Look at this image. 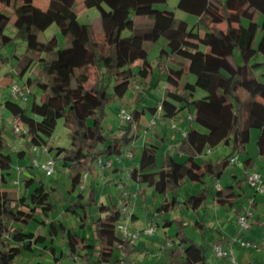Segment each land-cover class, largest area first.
<instances>
[{
	"label": "trees",
	"instance_id": "trees-1",
	"mask_svg": "<svg viewBox=\"0 0 264 264\" xmlns=\"http://www.w3.org/2000/svg\"><path fill=\"white\" fill-rule=\"evenodd\" d=\"M36 1L0 0L4 8L13 9L20 22L14 36L5 34L10 16L0 8V60L11 61L3 53L8 44L24 43L25 51L14 53L12 58L21 78L30 74L24 83L31 90L27 102L35 88L41 91L39 100L33 97L31 114L12 97L1 103L3 110L28 127V132L21 135L27 140L26 149L7 152L10 129L6 123L0 127V264H18L23 256L34 254L36 246L49 250L57 263L79 256L86 264H106L119 250L123 256L117 262H122L125 255L137 252L133 240L118 235L117 224L124 218L118 200L112 204L98 200L97 182L105 170L97 162L124 156L127 149L133 151L147 111L155 115L160 107L164 119L176 120L185 102L195 109L192 123L184 128L187 135L179 134L176 147L185 159L178 161L170 152L158 157L155 148L144 146L131 176L164 197L155 212L164 227L176 228L179 244L185 245L184 264H210L209 246L188 236L184 218L165 216L181 208L179 191L188 184H198L200 189L187 205L194 212L205 207L212 196L208 180L219 181L229 170L231 158L247 153L254 130L264 167V82L256 74L264 63L252 61L258 53L264 55V0H179V9L198 17L192 27L177 19L173 10L156 7L167 0H84L87 9L99 12L93 23L79 21L77 0H48L45 7ZM139 13L141 20L133 17ZM52 25L66 40L63 48L56 34L40 40V34ZM126 29L131 32L128 36L123 35ZM161 37L166 39V47L161 49L156 66L161 74L168 70L169 80L174 78L181 87L173 91L166 85L162 100L155 105L141 106L143 95H134L133 120L118 134H108L103 126L107 107L123 100L137 83L152 79L157 68L148 59L145 43ZM187 40L198 41L205 50L187 48ZM236 50L242 53L241 62L236 60ZM168 60L183 66H166ZM34 70L37 72L32 74ZM189 75L195 76L194 82L189 81ZM198 89L205 95L196 97ZM60 119L69 130L67 147L53 144ZM193 123L205 132L198 134ZM34 143L50 146L49 155L69 174L68 193L78 190L66 207L79 218L77 227L50 219L55 208L53 193L42 179L35 181L31 163L22 177L24 187H32L29 195H16L5 187L14 158H27ZM217 146L227 147L229 152L217 160L202 158L208 148ZM243 163V173L232 175L233 182L214 197L219 206L233 207L244 196L246 173L252 171L256 159L248 157ZM84 174L88 179L81 189ZM19 179L13 184L19 186ZM114 181L121 183L120 178ZM167 194L172 195L173 202L167 200ZM31 224L45 226L47 232H34ZM195 226L204 233V218H197ZM87 227L91 238L79 233V228ZM61 236L65 237L66 254L53 245Z\"/></svg>",
	"mask_w": 264,
	"mask_h": 264
},
{
	"label": "rangeland",
	"instance_id": "rangeland-1",
	"mask_svg": "<svg viewBox=\"0 0 264 264\" xmlns=\"http://www.w3.org/2000/svg\"><path fill=\"white\" fill-rule=\"evenodd\" d=\"M47 2L48 0H37L36 4L39 6L45 7L47 5ZM178 2L179 0H167V2L165 3L157 4L156 7L159 9L173 10L175 12V16L177 19L185 20L186 22H188L190 27H192L198 21V17L196 15L187 13L179 9L177 7ZM0 8L4 9L5 12L10 16V22L7 28L5 29V34L14 36L16 30L20 26V22L17 19L16 15L13 13V9L11 7L4 8V6L0 3ZM76 11L78 13L79 21L83 23H93L99 16V12L96 8H90L87 10L85 9L84 0L76 1ZM133 17L138 19V18H141L142 16L139 13L137 15H133ZM201 32H203V30H201ZM54 34H56L59 37V41H60L59 46L63 48L66 44V40L64 36L58 31L56 25H52L44 33H41L40 40L45 41L49 39L51 36H53ZM130 34H131L130 30H127V29L124 30L123 32L124 36H128ZM258 38H259V34L257 36L255 43H257ZM145 46L148 50V59L152 63H154L157 69H155V74L152 76V79L149 80L147 84H145L142 87L143 93L141 95H143L142 97L143 99L141 102V106H144L145 104H148V105L158 104L162 100L164 92H166L164 87L169 83V88L172 90L175 88L174 85L176 84V80L174 78H171L169 80L168 70L165 69L164 73L161 74L159 71V67L156 66L161 49L163 47H166V39L161 37L155 42L145 43ZM186 46L191 47V48L194 47L195 49H199V50H205V46L200 44L196 40H187ZM25 49L26 47L24 43L20 41H15V42L8 44L3 50L4 55L11 58V61L4 60V59L1 60L3 63H1V67H0V77L1 78L4 77V78L2 80L0 79V106L2 102L12 97L10 95L11 84L15 81H18L19 84L23 85L26 82L28 76L30 75L29 73H27L25 76L21 78L19 76V73L16 70L15 60H13L12 58L14 53H18V54L23 53ZM235 56H236L237 62L242 61L241 51L236 50ZM252 61L253 62H264V55L261 53H258L257 55L254 56ZM165 64L166 66L168 65L173 68H181L183 66L181 64H177L176 62L169 61V60L168 62L165 61ZM36 72L37 70H34L32 74ZM256 74L259 77V79L264 82V64L257 69ZM189 81L194 82L195 76L189 75ZM143 84L144 83H142V85ZM134 95H135V91L133 90V88H131L127 92L123 100H117L116 102L110 104L107 107V110H106L107 115L104 119L103 126L105 127L106 132L108 134H118L120 132L121 127H125L129 124V121H123L120 118V110L122 106V107H125V109H127L129 112H132V110L136 107ZM204 95H205V92L202 89L197 90L196 97H202ZM40 96H41V91L38 88H35L34 95H32L29 102L20 101L22 105L27 109L28 114H31L30 106H31L33 97H36L37 100H39ZM187 107L190 108V112L194 109V107L190 105V103L185 102L183 105L180 106V110L182 112H185V111L189 112V108ZM149 118H150V114L147 111L141 120L143 131L141 130L139 132L140 135L138 137V140L140 141V139H142L143 137L144 138L147 137V140H145L146 144L144 146H150V147L152 146L153 148H155V150L157 151L158 157L161 156L162 153L170 152L175 155L178 161H183L185 157L182 155H179L177 151L175 150V146H172L175 144V140L178 137H175L173 142H171L170 144L169 143L167 144L168 140L172 139V135L174 134L172 132L173 130L169 128V125L171 122L166 120L164 125L160 123L157 125L156 127L157 129L162 130V132L165 131L164 138L166 140L164 141V143H160V141L156 138V136L151 134L150 132L151 130L148 132V134L144 133L145 131L144 129L149 123ZM4 121H5V117H4L3 111H0V127ZM193 125L197 127L198 134L205 132V129L202 128L201 126H198L195 123ZM8 127L10 131L7 136L8 146L6 148V151L16 153L17 151L21 149H26L25 148L26 146L25 142H27L26 138H24L21 135L14 134L12 132L11 126L8 125ZM257 135H258L257 131L254 130L251 142L247 146V153L240 155L241 156L240 159L244 160L248 157H254L256 159V164L252 170L259 171L260 173L264 175V167H263L261 159L258 157V152H257V145H256ZM52 139L54 141L53 144L55 146L67 147L70 144L69 130L65 126L63 119H60L58 121L56 130H55V133L53 134ZM196 139L197 138H195V140ZM27 152H28L27 158L25 159H19L16 157L14 158L12 173L9 176V183L5 186L7 189L14 191L16 195H25V196L29 195L32 189V187L29 189L24 187L23 185L24 178H22L24 177L23 175L24 172H26V170L29 169V164L31 163V157H32L31 151L30 152L27 151ZM226 152H228L227 147L217 146L212 149V152L207 151L206 155H204L202 158L206 157L212 160H217L220 157H222ZM139 154H137L134 160V163H136V165L133 163L124 162L123 164H121L120 168H117L116 172H120L121 174L119 177L121 183L119 185L117 183L114 186L111 185L112 182H110L111 180L109 181V175H105V178L102 179V182L97 184L99 185L98 200L101 202L103 201V202L112 204L118 199V196H120L121 193L125 191L128 193L127 198H126V206L128 207V212L131 214V216H133L134 213L138 215V218L140 220V222L138 223V226L143 227V225L147 221V223L149 222L151 225H156L158 229H161L163 225V222L161 221V219L156 218L153 220L152 219L148 220L147 215L145 213L147 212L146 209H150V210L154 209V205L162 201L163 197L155 193L152 188H148L146 192L145 190L143 191V187H142L143 183L141 182L140 178L138 177L134 178L131 176V171L134 169V167L137 166V162L139 161V158H140ZM52 155L54 154L52 153ZM31 172L33 173L35 177L34 178L35 181H37L38 178L42 179L44 183L47 185V188L50 189L53 193L52 199L55 202V205H54L55 208H54V211L50 215L51 219L60 220V221L67 222V223L70 222L71 226L77 227L79 223L78 221L79 218H77L76 216L72 217V215L68 214V212L66 211V207L73 201V199L76 197V194L78 192L77 190L73 194L68 193L67 190L69 188L70 178H69V174L67 170L64 167H62L60 163H57V172L53 176H46L41 170H38L36 168H34L33 171L31 170ZM18 177L19 178L21 177V179H19L21 181V184L19 186L13 184V181L17 180ZM228 182H229V178L227 177L226 180L223 181V184L226 185ZM199 189H200V186L198 184H194L192 186L188 184L179 191L181 197L185 196V199L183 201V207H184L183 211H184V214H186L187 219L189 218V222L192 221L194 216L191 210L189 209V207L186 205V203L189 198L193 197L195 193L199 191ZM168 197H170V201H172V197L171 196H168ZM248 199L253 200V198H249V197L247 198V200ZM211 213L212 212H209V215H208L209 217L212 215ZM253 213L254 214L252 217V221H254L255 223V220L257 218L255 207H254ZM148 215L150 216L151 213H148ZM261 216L263 215H259L260 221H261V218H260ZM213 223H216L214 224L216 228L220 227V224H218L216 221ZM226 223L233 224V228L236 229V224L230 222V218L225 222V224ZM254 223L252 226H254ZM33 227H38V226L34 224ZM40 229H41L40 232L42 234L47 232L46 227H41ZM216 230L220 231L218 230V228ZM79 231L82 232L81 235L82 234L87 235V236L91 235V231L89 227H87L86 229L79 228ZM174 232L175 231L173 230V228H171L168 231V234H166L167 242L164 243V245L161 244V246L163 247L158 248L156 250L155 247L160 246V244L155 245V247L151 246L150 249L148 250L149 251L148 254L140 255L137 257L138 259H137L136 264H149L150 262H155L154 264H156L154 256H158L161 253V250H163V248L167 249L169 247L168 249L172 248L173 251L175 252L178 251L180 244L178 240L174 239L175 237ZM186 232L188 236L191 237L196 242H202L201 234L194 226H191L188 224L186 227ZM159 234L160 232L157 233V235ZM247 234L251 235L252 238L262 239L263 238L262 235L264 234V231L261 228L253 227L252 229L247 231ZM233 238L234 237H231L229 239V241H232L231 243H233ZM141 239L144 240V238H141ZM56 243H57V246H56L57 251L59 253L62 252L63 254H66L67 247H66L65 237L61 236L57 238ZM214 243H217V242H214ZM183 247H185V245H183ZM45 250L46 249H44V251ZM208 255L212 263L213 260L216 258V256L212 254L211 252ZM116 256L117 255H115V257ZM37 257L42 260L45 259V255H39ZM33 259L34 258H32L31 254L29 253L26 255V258L22 260L21 264H34ZM47 260L48 259H46L45 261L46 264H48L49 262ZM50 260H51L50 262H52L54 258L50 257Z\"/></svg>",
	"mask_w": 264,
	"mask_h": 264
},
{
	"label": "crops",
	"instance_id": "crops-1",
	"mask_svg": "<svg viewBox=\"0 0 264 264\" xmlns=\"http://www.w3.org/2000/svg\"><path fill=\"white\" fill-rule=\"evenodd\" d=\"M85 9L87 10V8L85 7ZM143 19V17L138 18V20ZM185 46H186V42H185ZM187 47V46H186ZM187 48H191V47H187ZM194 48V47H192ZM1 63H3L0 60V67H1ZM264 63V62H263ZM17 72H20V69L18 67H16ZM4 77H0V79L2 80ZM148 81H142V83L147 84ZM168 88H169V83L167 84ZM171 86V85H170ZM175 88L172 89L173 91L180 88L181 84L179 82L176 81V84L174 85ZM165 93V92H164ZM123 102V101H122ZM192 105V104H190ZM189 108V107H187ZM0 111H3L4 117H5V121L3 122L8 124V112L3 110V106L1 104L0 106ZM2 114V113H1ZM150 114V113H149ZM195 114V109H193L190 112V108H189V112L185 111L182 112L181 110L179 111V113L176 116V121L179 123L181 128H187L189 126V124H191L192 122H190L187 117L189 115H194ZM152 114H150V118L149 120L152 118ZM169 122H171L170 120H168ZM2 124V125H3ZM194 124V123H193ZM192 124V125H193ZM1 125V126H2ZM170 128V125H169ZM171 129V128H170ZM172 130V129H171ZM169 131V130H168ZM151 134L155 135L156 138L160 141V143H164V141L166 140L164 138V134L165 131L162 132V130L160 129H153L150 131ZM174 134L172 135V139L168 140L167 144L173 142L175 137L179 138V131H172ZM177 138V139H178ZM177 139L175 140V144L172 146H175V150L176 147L178 146V141ZM147 137H143L142 139H140V141L138 140V138L135 140V142L133 143V157L132 158H128L125 155L123 156V160L121 163L116 164V166L111 169V170H105V175H109V181L112 182L111 185H116V182L114 181V179L119 178L120 177V172H116L115 169L120 168L121 164H123L124 162H128V163H133L136 165V163H134V160L137 156V154L141 155L144 145L146 144ZM151 140V139H150ZM179 140V139H178ZM138 144V145H137ZM135 147V148H134ZM136 152V153H135ZM229 152V150H228ZM226 152V153H228ZM225 153V154H226ZM175 156V155H174ZM184 156V155H182ZM185 157V156H184ZM241 156H239V160L240 163L239 164H234V165H230L229 170L227 172H225V174L222 176V178L219 181H212L209 179L208 183L209 185H211V198L209 199V201L207 202L206 206L203 207L202 209H200L198 212H194L186 203V205L189 207V209L191 210L192 214H193V219L191 222H189V218L187 219L186 214H184V207H183V201L185 199L184 197H181L180 193V201L182 202L181 204V208L180 209H175L172 210L170 213L167 214V218H173V217H179L181 216L182 218H184L185 220V224L186 226L189 224L191 226H194L199 233L201 234V238H202V242H197L199 244L202 245H208L209 246V252L208 254L211 252L212 254H214L213 252V247L214 245L221 243L223 245V249L227 250H232V256H234L235 262H233L230 257L224 256V257H216L213 262L211 263V259H210V264H264V234L262 235V239H255L252 238L251 235L247 234V231H249L250 229H252L253 227H258L261 228L264 231V193H257L254 188L250 187L247 182H244V190H245V194L242 198H240L233 207H229V206H219L216 202V199L214 197L221 195L222 194V189L224 186L230 184L231 182H233L234 178L232 175H240L241 173H243V167H244V160L240 159ZM176 158V157H175ZM139 162V161H138ZM137 162V165H138ZM99 167V165H98ZM101 169V168H100ZM245 173V172H244ZM105 175L100 176V179L98 180V184L102 182V179L105 178ZM229 178V182L224 185L223 181L226 180V178ZM240 177V176H239ZM240 178H244V175H242ZM101 180V181H100ZM220 184V188H217L216 185ZM192 186V185H191ZM99 188V185L97 186ZM143 191L148 189L146 188V186L143 184ZM28 189V188H27ZM192 194V193H191ZM194 194V193H193ZM196 194V193H195ZM159 195V194H158ZM171 194H167L166 198L169 202H173V197H172V201H170V197ZM253 198L254 203L251 205V209L252 212H254V207L256 209V220L255 223L254 221H252V225L254 223V226H251L247 231H245L244 233H241L239 231V227L237 224V218L238 215L241 213L242 209L244 208V206L249 205V200H247V198ZM169 198V199H168ZM119 199V196H118ZM117 199V200H118ZM164 199V197H163ZM117 200L115 202H117ZM161 202V201H160ZM156 203L154 205V209L150 210V209H146V215L148 220L149 219H161V221L163 222L162 218L158 217L156 215V207L157 205L160 203ZM222 209V210H220ZM152 211V212H151ZM209 212H212L211 216L209 217ZM148 213H151V215L149 216ZM70 214V213H68ZM254 214V213H253ZM259 215H263L261 216V221L259 219ZM72 217H74L72 215ZM253 217V215H252ZM197 218H204L205 221V225H206V229L204 231V233H202L196 226H195V222ZM230 218V222L235 223L236 224V229L233 228V224L230 223H226L225 222ZM51 219V218H50ZM125 217L122 219L123 222H125L129 228H131L132 230H142L144 228H146L147 226H150L151 224L147 221L145 222V224L143 225V227L138 226V223L140 222L138 215L136 213H134L133 216H131L130 220H124ZM217 222L218 224H220V227H217L218 230L217 231L216 227L213 222ZM67 223V222H66ZM68 224L71 225L70 222H68ZM225 224V225H223ZM34 224L30 225V229L34 232H40V228L41 227H45V226H38V227H33ZM219 226V225H217ZM173 228L174 232V236L176 234V228L174 226L171 227H164L162 225L161 229H158L155 231V233L151 236L148 235H141L140 238L135 239L132 241V244L134 245L135 249H137V252H135L132 255H125L124 256V260L122 262H117V259H119L122 255L121 252L117 251V256L113 257L112 261L106 264H136L137 263V257L140 255H145L148 254V250L150 249V247H155V245H159L158 247H155L156 250L158 248H161L163 246H161V244L164 245V243H166V234H168V231ZM160 232L159 235H157V233ZM41 233V232H40ZM79 233L81 234L82 232L79 231ZM84 235V234H82ZM118 235L121 236L122 233L118 232ZM87 236V235H84ZM242 237L245 240H249L252 241L253 243H256L257 245L255 247H251V248H243L239 245L238 242H233L229 241V239L231 237ZM87 237H90L87 236ZM141 238H144V240H142ZM174 239L178 240L176 238V236L174 237ZM57 240V239H56ZM56 240L54 242V246H57ZM179 242V241H178ZM217 242V243H214ZM169 243V242H168ZM231 244V245H230ZM169 248V247H168ZM165 249L163 248V250H161V253L158 256H154L156 264H184V248L183 245H179V250L178 251H173L172 248L170 249ZM175 252V253H174ZM31 254V253H30ZM39 255H45V259H39L37 256ZM54 258L53 255L51 254V252L48 251H44V249L41 246H36L35 247V252L34 254H31V257L34 258L33 259V263L34 264H46L45 261L46 259H48L47 261L48 264H53L55 261L53 260L52 262H50V257ZM209 256V255H208ZM26 258V256H23L18 264H21L22 260ZM72 261V257L71 258H67L65 260H62L60 263L62 264H70ZM155 262H150L149 264H154Z\"/></svg>",
	"mask_w": 264,
	"mask_h": 264
},
{
	"label": "built area",
	"instance_id": "built-area-1",
	"mask_svg": "<svg viewBox=\"0 0 264 264\" xmlns=\"http://www.w3.org/2000/svg\"><path fill=\"white\" fill-rule=\"evenodd\" d=\"M30 91H31L30 88H28L24 84L23 85L19 84L18 81L13 82L10 86V95L12 96L13 99L18 100V101L27 102L30 97V93H31ZM134 91H135L136 97L141 96V94L143 93L141 83H137L134 86ZM120 118L123 121H132L133 115L131 112L125 109V107H121ZM187 119L189 121H192L193 115H189ZM170 121H171L170 128L172 130L179 131L183 137L187 135V131L184 128H181L179 123L176 120H170ZM165 122H166V119H164L161 116V108L159 107L157 113L153 115L152 118L149 120L148 129L145 130L144 133L148 134L149 130L155 129L159 123L164 125ZM8 125L11 126L14 134L22 135L28 132V127L26 125L21 124L15 117L11 115L8 116ZM49 150H50V146L48 144L34 143L31 148V154H32L31 165L32 167L38 170H41L46 176H53L57 172V163L54 160V158L49 155ZM208 152H212V148H209ZM125 156L128 158H132L133 151L130 149H127L125 151ZM122 160H123V156H118V157L106 159V160L99 159L97 163L102 170H111L116 166V164L121 163ZM230 162H231V165L239 164L240 163L239 156L238 155L233 156ZM87 179H88V174H84L83 182L80 185L81 189L85 188ZM246 182L250 187L254 188V190L257 193H264V175L260 173L259 171L252 170V171L247 172ZM14 183L18 184V180H15ZM216 187L220 188V184L218 183ZM127 195L128 193L123 191L121 197L118 199V204L122 210L123 216L125 217L124 219L125 221L130 220L131 218V214L128 212V207L124 203V198L125 197L127 198ZM252 203H253V200L250 199L249 205L244 206L243 210L238 215L237 224L239 227V231L241 233H244L252 226V215H253V212L251 209ZM156 230H157L156 225L147 226L146 228L142 230H132L122 220L119 221L117 224V231L122 233L121 235L122 239L135 240V239L140 238L141 235L151 236L155 233ZM233 242H238L239 245L243 248H251L257 245L256 243H253L252 241H249V240H245L242 237H234ZM118 247H120L119 244H118ZM213 252L216 257L227 256V257H230V259L233 262H235L234 256H232V250L230 249L226 251L225 249H223V245L221 243L214 245ZM121 255L123 256V253H121ZM53 264H62V263L54 262ZM70 264H86V263H84L80 259L79 256H75L72 258V261Z\"/></svg>",
	"mask_w": 264,
	"mask_h": 264
}]
</instances>
